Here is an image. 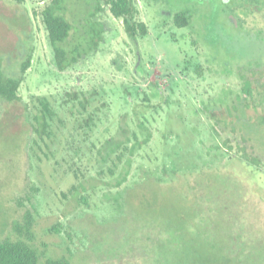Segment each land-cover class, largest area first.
<instances>
[{
	"label": "rangeland",
	"instance_id": "rangeland-1",
	"mask_svg": "<svg viewBox=\"0 0 264 264\" xmlns=\"http://www.w3.org/2000/svg\"><path fill=\"white\" fill-rule=\"evenodd\" d=\"M49 2L0 0V66L21 79L19 100H0V241L32 244L38 264H264V174L235 154L243 146L264 163V71L253 67L264 64V34L247 24L238 34L200 3L132 0L147 29L134 42L100 1L103 40L59 71L41 17ZM95 6L63 0L71 41L84 38ZM181 9L192 10L185 28L173 21ZM236 96L257 112L251 141L249 129L214 124ZM43 99L55 117L40 138L33 117ZM138 120L151 137L114 187L131 135L143 138ZM195 184L186 197L155 195Z\"/></svg>",
	"mask_w": 264,
	"mask_h": 264
},
{
	"label": "trees",
	"instance_id": "trees-1",
	"mask_svg": "<svg viewBox=\"0 0 264 264\" xmlns=\"http://www.w3.org/2000/svg\"><path fill=\"white\" fill-rule=\"evenodd\" d=\"M19 3L22 0H15ZM101 4L109 7V12L114 18L121 19L123 23V29L127 37L134 41L137 36H144L147 33L146 26L142 22H135L133 16L136 13V9L132 3V0H96V6L92 12H89L85 18L87 21V30L85 31L84 38L82 36L77 37L71 41V30L73 29L71 23L66 19L63 12V0H50V2L42 9L41 17L42 22L45 26L48 43L51 47L55 65L59 71H64L70 66L74 65L80 58L85 56L90 50L95 49L99 42L103 40V32L105 26L102 23H95L93 20L95 14L101 10L99 7ZM190 14L185 11H180L174 15V23L177 27H184L190 23ZM31 57L28 56L21 64L20 73L24 74L30 67ZM21 79L19 77H10L4 74L0 66V100L8 103L17 101L20 99L18 96V88ZM250 90L249 82L245 81L243 85L244 95L248 94ZM244 96H236L235 99L229 102V105L225 107V114L227 117L215 116L214 124L217 127H221L225 124L238 125L242 129H249L247 131L248 140L257 138L259 135L253 134L252 131H257L256 121L257 112L255 108L249 109L243 103ZM39 109L34 115V132L42 138L43 136H49L50 122L55 117V112L49 105L46 99L39 100ZM243 106V107H242ZM244 108V109H243ZM248 110V111H245ZM207 111V110H206ZM205 111V112H206ZM228 117L230 118L228 120ZM262 122L264 123V116H262ZM138 127L143 131V138L138 139L135 134H132L134 141L131 144L129 157L124 166L123 172L120 177L112 183V186L118 187L125 180L126 167L130 164V157L134 149L141 148L142 145L147 143L151 137L150 131L146 126L138 120ZM127 130V128L125 129ZM260 132L261 129H258ZM126 132V131H123ZM217 132V131H216ZM244 139H246L244 137ZM124 143L129 142L128 135L123 139ZM230 148V147H229ZM237 160L244 165V169L251 170L253 174L263 173L264 174V163L259 156H255L246 152L243 146L239 147V151L235 152ZM119 158V157H118ZM110 174L113 173L109 169ZM105 185H111L110 182L104 183ZM198 188L197 184L192 185L187 189L185 185L170 186L161 185L159 192L155 195H165L172 190L173 194H180L182 197L195 192ZM78 192L77 188L75 187ZM180 190H183L180 191ZM84 201V199H81ZM159 223L158 226H160ZM29 223H25L27 227ZM173 228V227H171ZM160 233V232H159ZM162 234L160 233V237ZM162 246V245H161ZM158 245V249L161 252V247ZM39 254L32 244L22 240L4 239L0 241V264H38ZM46 264H67L64 259H53L49 258Z\"/></svg>",
	"mask_w": 264,
	"mask_h": 264
},
{
	"label": "flooded vegetation",
	"instance_id": "flooded-vegetation-1",
	"mask_svg": "<svg viewBox=\"0 0 264 264\" xmlns=\"http://www.w3.org/2000/svg\"><path fill=\"white\" fill-rule=\"evenodd\" d=\"M184 1L185 4L191 3L194 8V6L198 3L200 7H206L210 9L212 12V18L215 20V15L217 16H222L223 20L227 22L228 26L231 28H234L235 31L239 34L241 31L246 32L248 31V28H246V24L248 26H254L258 27V33H263L264 34V22L260 23L259 21H264V0H182ZM216 1V2H215ZM219 4V7H218ZM214 5V6H212ZM223 5V7H221ZM230 6L231 11H227L224 6ZM218 11V13L216 12ZM239 10V14H235ZM180 11H185L186 13L190 14V17L192 16V10L189 9H181L177 11L175 14L179 13ZM210 13V15H211ZM174 14V15H175ZM209 15V16H210ZM258 16H261L262 19H259ZM174 19V17H173ZM191 20V19H190ZM251 21V23H250ZM259 22V23H258ZM175 24V23H174ZM188 25L184 27H176L177 28H185ZM218 26V25H217ZM206 29L208 33L211 32V27L210 30H208V26H206ZM214 45V44H213ZM215 46V45H214ZM240 53H242L240 50H238ZM254 64L253 67L257 73H260L264 71V64L262 65H257L256 60H253ZM249 65V64H248ZM245 82V81H244ZM250 84V82H249ZM244 85V84H243Z\"/></svg>",
	"mask_w": 264,
	"mask_h": 264
}]
</instances>
